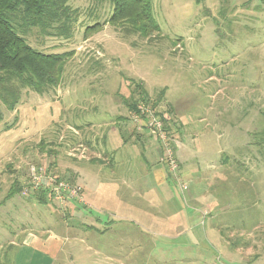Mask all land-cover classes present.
<instances>
[{"label": "rangeland", "instance_id": "rangeland-1", "mask_svg": "<svg viewBox=\"0 0 264 264\" xmlns=\"http://www.w3.org/2000/svg\"><path fill=\"white\" fill-rule=\"evenodd\" d=\"M88 6V0L74 2L83 10L81 19L89 15ZM98 13L104 24L112 11L105 4ZM153 16L161 33L150 39L124 36L109 24L87 39L81 24L65 46L57 39L39 44L36 36L30 38L34 46L74 51V56L59 87L44 95L23 90L14 111L0 100V203L17 181L23 192L33 168L71 185L77 169L81 179L90 180L84 165L101 159L95 152L107 125L132 120L145 106L162 119H177L194 151L184 169L190 175L182 179L187 190L171 179L193 221L180 236H152L155 243L178 247L171 252L176 264H264V0H154ZM135 102L137 110L130 113L127 105ZM228 104L235 110L233 125L226 122ZM243 111L252 119L243 121ZM222 150L233 169L225 187L213 170L199 171L206 157L218 158ZM149 158L158 159L152 153ZM99 180L93 205L105 213L90 212L102 219L137 216L122 205L108 172ZM5 210L0 204V264L9 263L12 247L3 229L17 231Z\"/></svg>", "mask_w": 264, "mask_h": 264}, {"label": "crops", "instance_id": "crops-1", "mask_svg": "<svg viewBox=\"0 0 264 264\" xmlns=\"http://www.w3.org/2000/svg\"><path fill=\"white\" fill-rule=\"evenodd\" d=\"M234 112V108L228 104L229 119L226 122L230 125L234 124V120L230 119ZM251 115V112L243 111L242 120L251 118ZM224 121L219 119L218 122L221 124ZM175 122L170 120L168 128L175 138L182 178H186L190 172L184 169L188 167L189 157L194 151L185 142L191 136L186 137L179 131ZM132 123L140 134L134 132ZM110 124L107 125L99 151L95 152L96 157L105 162H100L101 159L94 162L90 160L84 165L90 173V180L81 179L82 171L78 169L75 172L77 178L73 177L74 186L82 189L83 202L70 200L63 206L57 204V210L46 205L44 214L34 195L30 197L21 193L17 197H6L5 203H0L6 206L3 214L17 224V231L11 234L3 229L7 233L5 237H10L12 246L9 258L7 256L9 263L6 264H176L171 252L178 247L159 246L152 236H180L186 232V226L193 221V217L181 207L172 191L175 185L163 167L160 143L150 138L145 128L139 130L133 120L115 119ZM233 127L230 128L232 134L228 141L234 135ZM219 138L222 139V136L219 135ZM149 153L155 154L158 159L152 160ZM224 154L222 150L217 153L218 158L209 156L203 164L197 162L198 166L202 164L204 168L200 167L199 171L213 170L214 176L223 186L233 172ZM104 171L110 174L112 183L117 184L122 205H129L128 208L135 210L137 216L106 214L102 219L90 212L95 210L105 213L93 205L94 192L98 189V183L101 184L99 179L103 178ZM94 180L97 182L93 183ZM182 248L183 252L188 249L187 245ZM66 256L70 257L69 263Z\"/></svg>", "mask_w": 264, "mask_h": 264}, {"label": "trees", "instance_id": "trees-1", "mask_svg": "<svg viewBox=\"0 0 264 264\" xmlns=\"http://www.w3.org/2000/svg\"><path fill=\"white\" fill-rule=\"evenodd\" d=\"M75 1L0 0V100L8 110H15L20 103L23 90L30 89L44 95L59 87L67 65L74 56V51L59 52L52 49L54 47L34 46L30 42L33 35L38 39L36 43H41L39 39L48 38L60 40L65 46L69 45L79 32L81 24L84 39L98 33L102 26L107 24L127 37L138 35L150 39L161 33L160 26L153 16L154 0H88L89 6L85 11H89V15L86 14L83 19L80 18L83 10L74 7ZM105 4L112 13L102 24L103 19L99 16L98 10ZM92 20H95V23L86 26ZM164 92L165 89L159 95V101ZM148 100L141 101L148 103ZM137 102L127 105L130 113L137 110ZM159 115L156 116L160 119ZM1 120L0 113V122ZM161 120L168 136L175 140L170 127L168 128L170 120L173 122L172 119ZM134 132L140 134L135 128ZM72 184L74 185V180ZM19 192L21 193V186L17 181L7 198H12ZM46 195L52 202L49 207L57 210L58 205L49 192L34 193L43 206L49 203Z\"/></svg>", "mask_w": 264, "mask_h": 264}, {"label": "built area", "instance_id": "built-area-1", "mask_svg": "<svg viewBox=\"0 0 264 264\" xmlns=\"http://www.w3.org/2000/svg\"><path fill=\"white\" fill-rule=\"evenodd\" d=\"M138 109L139 112L135 114L133 121L138 125L139 130L145 128L149 135L160 143L161 161L166 173L181 187L182 191H186L187 186L183 183L180 165L175 154V140L168 136L162 120L153 111L148 110L145 106H139ZM141 116H146L147 119H141ZM39 191L49 192L52 199L60 206L65 205L70 200L83 202L80 187L61 181L43 169L33 168L31 179L23 189V195L28 196Z\"/></svg>", "mask_w": 264, "mask_h": 264}]
</instances>
